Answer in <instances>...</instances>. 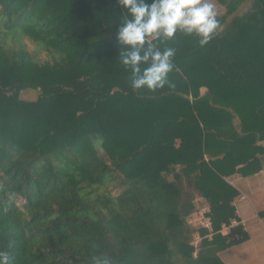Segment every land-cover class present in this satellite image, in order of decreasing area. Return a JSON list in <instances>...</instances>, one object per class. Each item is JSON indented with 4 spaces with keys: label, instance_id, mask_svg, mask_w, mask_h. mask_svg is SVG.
<instances>
[{
    "label": "trees",
    "instance_id": "16d2710c",
    "mask_svg": "<svg viewBox=\"0 0 264 264\" xmlns=\"http://www.w3.org/2000/svg\"><path fill=\"white\" fill-rule=\"evenodd\" d=\"M197 1L0 0V264H224L246 241L220 230L228 179L264 170V0H215L208 28L179 16Z\"/></svg>",
    "mask_w": 264,
    "mask_h": 264
},
{
    "label": "crops",
    "instance_id": "0c3cea01",
    "mask_svg": "<svg viewBox=\"0 0 264 264\" xmlns=\"http://www.w3.org/2000/svg\"><path fill=\"white\" fill-rule=\"evenodd\" d=\"M228 183L239 193L232 206L247 239L221 252L219 258L224 264H264V170L248 178L234 175Z\"/></svg>",
    "mask_w": 264,
    "mask_h": 264
},
{
    "label": "rangeland",
    "instance_id": "374dc122",
    "mask_svg": "<svg viewBox=\"0 0 264 264\" xmlns=\"http://www.w3.org/2000/svg\"><path fill=\"white\" fill-rule=\"evenodd\" d=\"M186 6L179 11V16L187 21H196L204 28H208L207 22L222 16L225 12V9L219 6L215 0H198L192 9L188 8V4ZM203 93L204 90H202ZM34 94V91H25L20 98L23 101L32 102L37 98V93ZM115 185L118 186L119 182L117 181ZM193 243L196 244L195 241Z\"/></svg>",
    "mask_w": 264,
    "mask_h": 264
},
{
    "label": "built area",
    "instance_id": "2783aa9c",
    "mask_svg": "<svg viewBox=\"0 0 264 264\" xmlns=\"http://www.w3.org/2000/svg\"><path fill=\"white\" fill-rule=\"evenodd\" d=\"M159 36V33L153 34L151 37V40H156ZM209 213V207L208 204L204 199L196 198L193 201V212L188 220V223L191 225L198 226L202 229H204L207 232V238H210L212 235V227H211V220L208 216ZM238 220L232 219L229 222V225H222L220 234L221 235H227L230 233V231L233 228L238 227ZM240 239L239 236H233L232 240L238 241ZM200 241V238L198 236L195 237V243L197 244Z\"/></svg>",
    "mask_w": 264,
    "mask_h": 264
}]
</instances>
